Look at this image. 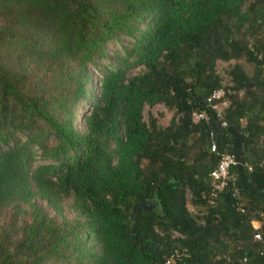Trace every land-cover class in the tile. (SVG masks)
<instances>
[{
  "label": "trees",
  "instance_id": "obj_1",
  "mask_svg": "<svg viewBox=\"0 0 264 264\" xmlns=\"http://www.w3.org/2000/svg\"><path fill=\"white\" fill-rule=\"evenodd\" d=\"M224 152L263 193L264 0H0V264H263L264 197L209 204Z\"/></svg>",
  "mask_w": 264,
  "mask_h": 264
},
{
  "label": "built area",
  "instance_id": "obj_2",
  "mask_svg": "<svg viewBox=\"0 0 264 264\" xmlns=\"http://www.w3.org/2000/svg\"><path fill=\"white\" fill-rule=\"evenodd\" d=\"M229 105L230 101L226 97L224 89H219L213 92V94L206 101V107L212 112H214L216 118L219 120L222 117V113L229 107ZM192 120L194 123H198L201 120L207 122L209 121V116L205 111L201 113H194L192 116ZM209 137L211 152H216L217 145L214 133L212 131L210 132ZM235 165H237V159L234 154L224 152L220 155V160L218 162L217 167L210 173V178L212 180V188L209 193V204L214 205L216 198H218L221 192L231 190L237 200H239L237 203V210L243 213V203L241 202L238 189L235 187L234 176L233 174H231V168ZM251 226L254 230L257 231L253 236V240L255 242L261 241L262 236L260 232H258L261 227V221H253L251 222ZM260 256L264 258V252H261ZM175 257L177 256H172L171 258H169L165 264H173L175 262Z\"/></svg>",
  "mask_w": 264,
  "mask_h": 264
},
{
  "label": "rangeland",
  "instance_id": "obj_3",
  "mask_svg": "<svg viewBox=\"0 0 264 264\" xmlns=\"http://www.w3.org/2000/svg\"><path fill=\"white\" fill-rule=\"evenodd\" d=\"M122 44L124 46H128L127 40L123 39ZM118 48H119L118 44L113 42L110 44L109 51L112 52L113 50L118 49ZM234 64H241L245 68V70L248 74H251L253 72L252 66L249 65L244 59H240L239 61H231L229 63L219 62L217 69H218L219 74L223 78V82H222L223 89L226 86H230L231 78L228 76L226 71L229 70ZM92 74H93V81H94V85H95L97 82L98 76L94 72H92ZM143 115H144V120L146 122H148L149 116H153L154 118L158 119L159 125H161L163 127H165L169 123V121L171 120V117H172V113L168 112L162 105H157L153 108H149L146 106L144 108ZM77 122H79V120H76V123ZM240 124L244 125L245 121L241 120ZM229 130L231 131V134L233 137L234 151L237 153L238 148L240 146V133L232 127H229ZM37 202H38V204H40L42 207H44L47 210V212L49 213V215L51 217L55 218L56 221L60 222V218L57 216L55 211L45 201L37 199ZM70 206H71V200L65 199L64 200L65 213L67 212V213L71 214ZM136 209H139V210L140 209H154L155 211H157L159 213L161 211L158 202L155 200L147 202V203H142L141 205H138L136 207ZM188 209L194 213V211L190 205H188Z\"/></svg>",
  "mask_w": 264,
  "mask_h": 264
},
{
  "label": "crops",
  "instance_id": "obj_4",
  "mask_svg": "<svg viewBox=\"0 0 264 264\" xmlns=\"http://www.w3.org/2000/svg\"><path fill=\"white\" fill-rule=\"evenodd\" d=\"M233 176L235 180V187L240 188L242 190H246L248 192H252L253 194L255 193L254 195L264 197V192L262 193L259 189L256 188L254 184L247 180L245 174L240 171H237V173H234ZM259 192H261V194Z\"/></svg>",
  "mask_w": 264,
  "mask_h": 264
},
{
  "label": "water",
  "instance_id": "obj_5",
  "mask_svg": "<svg viewBox=\"0 0 264 264\" xmlns=\"http://www.w3.org/2000/svg\"><path fill=\"white\" fill-rule=\"evenodd\" d=\"M216 125L218 126L221 133H224L226 130V123L224 121L218 120L216 122Z\"/></svg>",
  "mask_w": 264,
  "mask_h": 264
}]
</instances>
